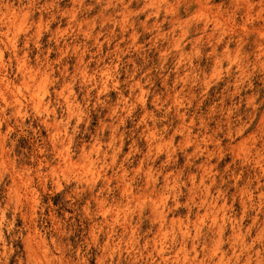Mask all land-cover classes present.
<instances>
[{
	"label": "clouds",
	"instance_id": "9594fccd",
	"mask_svg": "<svg viewBox=\"0 0 264 264\" xmlns=\"http://www.w3.org/2000/svg\"><path fill=\"white\" fill-rule=\"evenodd\" d=\"M0 264H264V0H0Z\"/></svg>",
	"mask_w": 264,
	"mask_h": 264
}]
</instances>
